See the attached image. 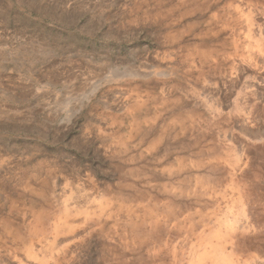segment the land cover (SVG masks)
Listing matches in <instances>:
<instances>
[{
    "label": "rangeland",
    "instance_id": "1",
    "mask_svg": "<svg viewBox=\"0 0 264 264\" xmlns=\"http://www.w3.org/2000/svg\"><path fill=\"white\" fill-rule=\"evenodd\" d=\"M0 264H264V0H0Z\"/></svg>",
    "mask_w": 264,
    "mask_h": 264
}]
</instances>
